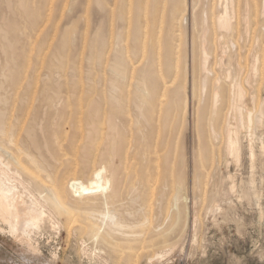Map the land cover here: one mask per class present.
Listing matches in <instances>:
<instances>
[{"label": "rangeland", "instance_id": "374dc122", "mask_svg": "<svg viewBox=\"0 0 264 264\" xmlns=\"http://www.w3.org/2000/svg\"><path fill=\"white\" fill-rule=\"evenodd\" d=\"M142 1L144 2L145 0H142ZM142 1L141 0L139 1L138 0H122V1L121 0H10V1L0 0V18H1L0 19V22H1L0 37L2 35L4 36L0 38V59H1L0 64L4 63L1 66L3 69L0 70V84L3 81V84L6 87L5 91H9L8 94L15 96L16 95L15 93L17 92V96L21 98L23 96H26V97L28 96L27 93H24L21 96L22 91H24L25 89L29 91V89H31L32 87L33 89H31V91L29 92L26 91L30 94L27 97L28 99L26 97L25 99H27L29 102L32 100L30 103L32 104V107L35 106L36 108V109L35 108L32 109L31 106L27 108L26 105L28 104V101L26 100L27 103H25L24 106L25 108L29 109V112L31 113H28V110H25V108L24 109L22 108V110H20V109H17L18 107H16L15 108L16 110H13V114L19 112L22 115V111L25 110L26 114H30V116L25 115L24 114L25 112H24L23 113L24 115L22 116L23 120L21 118V121H23V124H25L24 120L27 119L26 122L28 123H26V127L27 126L29 127L33 120H35L38 124H40L41 128L43 127L41 131L37 129V134H39V131L40 133H42L40 135H37V138L39 137L38 141L41 140L39 141V145H40V142H41L40 146H43L45 141L46 142L49 141L48 145L51 148L50 154L54 157L58 155L60 158L61 157L63 158L62 155H60L59 153L56 154L57 151L52 149V146H50L52 144L50 142L51 141L50 139L55 138V137L58 138L59 136H62V135L64 136V134H66L65 135L66 137L64 139L62 138V140L64 141H66L65 139L67 138L66 142L64 141L62 142L64 146L67 144V142L71 140V138L77 139L78 141L80 140L85 141L84 144L82 145L84 146L86 145V147L92 148V153L95 156H93L92 154L90 155V157L86 159V158H82L81 155H78L76 157L77 153L76 155L75 154L73 155V157H76V159L72 157L73 158L72 162H74V160H77L78 157H81L79 162L81 165V168H80L81 173L82 172L83 173L79 174L77 171L76 173L78 176L76 177L88 179L89 174L87 173H89V171H87L86 165H88V169L91 170V168H93L92 163L95 161V157L98 155L97 156L98 158L96 157V161H95V164H93V166L96 165L100 167L105 163L104 165L105 167L108 168L109 165H112L119 170L118 186H120L121 188L120 187L117 188L119 196H118V199L114 201L116 207H118V209H122L121 206H123L122 210L126 211L128 209L127 206L130 205L129 203H130V197L132 193L135 191V195L137 196H138V193L139 194L141 193L143 195L140 196L142 198L139 197L138 202L140 201L139 204H141V207L143 206V208L139 209L140 205H138L137 203L136 209L137 210L143 209L142 211L143 216L141 217V220H140V217L137 220L139 222L140 221L142 222V220L144 219L143 217H146L147 219L149 217L148 220H151L148 222V225L150 227L147 226V233L144 234L145 229H146L145 227L146 224L142 226L143 229L140 223L137 225L133 224L136 227V229L133 228L134 232H132V229H129L126 231V235H125V236H128V235L131 236L129 241L127 237H126L127 239L125 238L126 241L125 240L123 241L121 239L125 237L124 235H121L123 236L121 238V236H119L120 234H113V236H111L113 237L112 239L110 236H107L106 231L100 232L101 225L97 220L94 221V218L89 219L88 217V220H87L86 215H85V218H83L84 216L82 217L81 215L79 216V214L77 215V213L79 212L77 213L74 212L78 217L76 219L77 222L75 223V221L73 220L74 223L72 224L71 219H73V217L76 218L75 215H73V213H71L73 216L71 214L70 215L66 214L65 216V214H62L60 212L54 213L51 210L47 209L48 217L45 218L40 223L39 228L31 231L30 238L33 239L32 244L34 245V247L37 248V253L33 254L31 251H29L26 244L22 243L21 245V243L15 242L13 239L9 237H5L0 234V264H264V51H262L261 49H258L259 46H261V48L264 47L263 45L264 44V40H263L264 21L262 19L264 18V8L263 7L261 8V6H264V2L262 1L259 2V0H254V3H253L252 2L253 0H251V2L250 1L248 2L249 3L248 5L246 4V0H237V1L234 0L235 2V3L233 2L234 13L231 18V22H233L231 23L233 25L232 26L233 29L230 27L229 29L230 30L232 29L230 32L225 29L222 30L219 24V17L220 15L223 14L226 6H228V8L231 6L232 0H228V1L227 0H215V1L214 0H164V1L162 0V2L159 0H153V1L151 0V3H149L150 0L148 1L146 0L147 2L145 3H143ZM173 1L175 4H173ZM5 3L6 5H4ZM135 3L137 4V6ZM159 3L162 5H160ZM211 3H212V6H211ZM238 3H239V6L237 5ZM144 4L145 5L147 4L146 6V8H148L147 10H144L146 9ZM152 4H154V8ZM253 4H254L253 11L254 13L256 12V14H254L252 11ZM157 5L161 7L158 8ZM244 5H247V6L244 7ZM255 5H257V7H255ZM138 6H140V10ZM142 6L144 7L142 8ZM242 6L244 7V10ZM250 6H252V9ZM213 7L215 8V10ZM150 8L154 9V13H153V10H150ZM155 8H158V10L160 11H157L156 9L157 11L156 12ZM172 8L173 10H171ZM249 8L251 9L252 12L250 11ZM219 9L221 10L220 12H219ZM236 9H237V14L235 11ZM173 11L175 12V14L178 11L180 15H178L177 13L175 17ZM146 12L147 14L150 13L151 15L149 14L147 15ZM229 12H231L230 9H229ZM249 12L250 14H252V16H254V21L251 15L249 18ZM142 13H144L146 17L148 18H145V15L142 16ZM156 13H158V16ZM216 13L219 15H216ZM238 13H239V16H238ZM260 13L262 14L260 15ZM153 15H155L156 18L163 17L164 20H162L163 18L162 19L157 18L156 20H154L155 17ZM171 15L172 17H170ZM152 16H153L152 22L154 21L153 28H152L153 23L152 24L150 23L151 19L149 18ZM241 16H242V19H241ZM169 17L172 19L169 20L170 19ZM244 17H246V19H244ZM180 18L182 19L179 20ZM173 19H177L178 22L177 20H175L176 22L173 21ZM212 19L215 20L216 23H214ZM160 20H162L163 24H161L162 22H160ZM155 21L156 23L160 22L159 24H157V28L158 26L161 25L162 30H160L161 29L160 27L158 28V30L155 28L156 27ZM251 21H253V23H255L256 21V23L253 24ZM16 22H18L17 25H16ZM164 22L168 23V24H165L166 29L165 27H163ZM173 22H175L176 24H172ZM12 23L15 25H13ZM149 23L151 24V26L148 25ZM212 23H214V25ZM248 23L251 25V27L250 25H248ZM257 23L259 24L257 25ZM177 24L178 26L175 27L174 25H177ZM2 25H3V30H5V33L1 29ZM144 25H145V28L142 27ZM146 25L148 26L147 30H146V27H147ZM167 25L170 31H167L169 30L167 29L168 28ZM172 25L175 28H173ZM247 25L249 26V29ZM213 26H217L215 27L216 30H214ZM149 27L151 28L149 29ZM204 28H205V32H204ZM245 28H246V31H245ZM154 29L157 30L156 32H158L156 33L158 36L155 34V36L158 38L154 36V33H155L153 32ZM163 29H164V32H163ZM151 30L153 33L151 32ZM171 30H173L172 31L173 33H171ZM208 30H211L210 34ZM161 31L162 33H160ZM222 31H224L223 34H222ZM167 32L169 35H167ZM18 33L20 34V36ZM138 33H140V36L138 35ZM149 33H152V35L154 36V39L151 38L153 36L149 35ZM211 33H212V37H211L212 40H209ZM244 33L245 34L248 33V35H244ZM145 34H146V38L148 37V39L145 38ZM172 35L174 36V38L171 39ZM220 35L223 39L220 37ZM213 36L215 37L213 38ZM244 36L247 38V40L244 38ZM138 37L142 39L140 40V38ZM205 37H206V40H205ZM241 37L243 38L241 39ZM251 37L253 38V41H251L252 40ZM257 37L259 39L258 42H257ZM144 38L145 40H143ZM213 39L215 40V42L213 41ZM147 40L149 43L147 42ZM135 41L137 44H134ZM142 41H144V44H143L144 46L142 45ZM145 41H146V44H145ZM158 41H160V43ZM204 41H206V44L203 43ZM226 41H227V44H226ZM229 41H231V43ZM9 42H11L12 44L13 43L15 44L11 45V43ZM216 42L217 44H219L220 42L221 43L218 46ZM132 43L134 44V46H132L133 45ZM193 43L195 44L194 48H193ZM243 43H245V45L247 46H245ZM152 44H154V46H152ZM175 44L177 45L175 46ZM1 45H4L5 47L2 46L1 48ZM135 45L137 49L139 47L138 51L136 50ZM174 46H175V49H173ZM144 47L146 50H144ZM202 47H204L203 48L204 52L202 51ZM255 47H256V50H255ZM155 48L158 50L156 51ZM215 48L217 49L216 51L218 53L215 51ZM4 49L7 51H5ZM150 49L152 50L154 49L153 50L154 53L152 50L151 52ZM223 49L226 50L224 51V53L222 52ZM131 52L134 55V58H132L133 55L131 54ZM148 52H150L151 55L148 54ZM257 52L259 53L257 54ZM12 53L15 54L14 57ZM243 53H244V56H243ZM255 53L257 54V56L254 55ZM157 54H158V60L160 59L161 62L157 61L156 59ZM198 54L200 55V58ZM17 55H20V56H18L19 58L16 59ZM127 56L128 58H126ZM135 56L136 58L139 57L137 61H136ZM148 56H150L151 61L148 59ZM5 58H7V61H6L8 62L7 64L4 61ZM53 58L54 60L52 62ZM57 58H58V61H57ZM11 59L12 61L13 59L16 61L12 62ZM127 59H131V60H128L130 62H128ZM198 59H199V62H198ZM207 59L208 60L210 59V60L208 61ZM173 60L175 61L173 62ZM193 60L194 62H196L195 64ZM20 61L21 62L25 61V62L23 63V65H21L22 63H20ZM215 61H216V64H215ZM176 62L178 64H176ZM202 62L204 65H202ZM14 63L17 65H15ZM131 63L132 64L134 63V65L136 66L133 65L134 68H131L132 67ZM172 63H175L176 66L175 64L174 66H172ZM238 63L240 64V66ZM5 64L9 68L8 69L6 67L7 72H8V73L5 72V74L7 75L6 80H4L5 79L3 78L4 74L3 72H1V71L6 70L3 67V65ZM196 64L199 66L201 64V66L198 67ZM19 65H20V68H18ZM195 65L199 69H197ZM157 66H158V71L156 72ZM236 66H237V69H236ZM126 67H129V68H126ZM112 68H116L118 70V75L115 76L111 72ZM178 68L180 70L179 74L176 72L178 71ZM127 69H129V73ZM165 69L166 71L164 72ZM200 69L202 70V72ZM204 69L205 71H203ZM21 71H22V74H21ZM26 71L32 72L30 75L32 77L31 79L32 83L30 81V85H28L29 84L28 79H30V76H28L29 78L28 77L26 78L27 81L24 78L25 76H27L26 73H28ZM193 71L195 72L193 73ZM239 71L242 74V75L240 74L241 77L239 76ZM16 72H18L17 73L18 75H16ZM102 72L104 73V75L102 74ZM107 72L109 74H107ZM160 72L162 73V77L160 75L161 74ZM174 72L177 73L178 75H175ZM198 72H199V75H198ZM61 73L62 75H60ZM153 73L155 74V77L152 78L151 76L152 75L154 76ZM157 73L160 78L158 77ZM182 73H183V76H182ZM226 73H228L229 76ZM40 74L43 76L44 79L48 75L46 78L47 80L45 79V81H43V78L40 77L41 79V82H40V79H38L39 76H41ZM237 74H238V77L240 78V79L238 78L240 83L237 80V77H236ZM11 75L13 76V79L10 85L11 78H12ZM102 75L104 76V78ZM144 75L145 76L147 75V76L145 77ZM197 75L199 76V80H197L198 78L196 79V77H198ZM60 76L61 77L63 76V78L61 79ZM114 76L116 77V81H115ZM127 76L129 78L128 80H126ZM193 76L195 77V79H193ZM34 77H36V79ZM49 77L52 79H50ZM58 77H60L61 80L58 79ZM144 77L146 81L144 80ZM149 77L151 78L149 79ZM183 77H184V80H183ZM48 78L50 79L51 83H49ZM66 78L68 79L71 78L70 82L68 79L66 81ZM171 78L175 81L169 80ZM14 79H15V87L18 86L17 88H19L20 91L17 90V88H16L17 91L15 90V87L13 86ZM103 79H105L107 82H105V80L103 82ZM165 79H167L170 84L168 83V81H165ZM229 79L231 80V83ZM124 80L127 81V83ZM155 80H157L156 82L159 83V84L157 83L158 85H156ZM158 80L161 82H159ZM246 80L248 81V83L246 82ZM5 81H7V83ZM46 81L47 83H45ZM60 81L63 83L65 82L64 83L65 87L63 86V83H61V88L58 87V85H60ZM180 81H181V84H180ZM68 82L69 84H67ZM82 82L83 83L87 82L86 84H84L86 85V87L84 86L85 88H82L83 87ZM93 82H95V85ZM119 82L120 84L118 88L117 85ZM121 82L122 84L126 86L125 87L122 85V88L125 87L124 91L123 89H120ZM148 82L151 88L148 87L149 86ZM202 82L205 84H202ZM75 83H77L76 86H75ZM138 83H143L146 88L147 96L150 95L149 97H147L146 95L144 97L143 95H140V97L142 96L141 98L143 102H140L141 99L137 96V94L135 96L136 86ZM154 83H155V87H154ZM196 83H199V84L196 85ZM242 83H244V85ZM45 84L49 86L51 85V89H53V87L54 89L49 90L50 87L47 85H46L47 86L46 88L48 89L44 88L43 85L45 86ZM89 84H91L90 86L93 87V89L88 88ZM130 84H133V85L131 86ZM164 84L165 86L163 87ZM194 84L197 86L195 89H193V87L195 86ZM227 84L228 86L230 84V86L228 87ZM21 85L24 87H22ZM78 85L79 86L81 85L82 87L78 88L79 87ZM105 85H106V88H105ZM128 85L132 87V88L130 87L132 89V92L133 91L135 92V93L133 92L134 93L133 95ZM161 85L162 87H160ZM166 85L168 86V88H170V91H169L170 93L166 91L167 90ZM177 85H179V87ZM62 86L64 89L65 88L67 89L66 90L67 92H69L68 96H67V92L62 88ZM72 86H73V89H72ZM226 86L230 90V94ZM40 87H41V91L43 90L44 92H39ZM198 87H199V90H198ZM223 87L224 89L226 88L227 90L226 89L224 90ZM37 88H38L39 94H36L37 91H35L34 93V90ZM86 88L87 90L89 89V91L85 90ZM99 88H100L99 90L100 94L102 93L103 94L105 93L104 95L109 94L108 97L107 96L105 97L106 98L105 100L103 99L104 97L103 98L101 97L100 99L99 97L100 94L97 91ZM112 88L116 89L115 96L120 101L117 104L110 105V103H108L107 100L110 99L109 96H111ZM128 88L130 90H128ZM238 88H241L243 90L242 99H241L240 104L243 107L242 119H244L243 120L244 125L243 127L238 129V133H239L238 139H239V149H240L239 151L240 152L238 156H235L231 152L227 151V147H226L227 140L226 139H227V134H228L229 129L230 128H232L233 130L235 129V127H233L235 126L234 125V122H235L234 118L236 116L235 108H236V105L238 104L236 103V100H235L237 99L236 97L237 94H235L237 90L235 89H238ZM79 89H81V91H79ZM105 89L108 90V93L107 91H105ZM204 89H205V92H204ZM221 89L223 90L222 92H221ZM12 90H14L13 91L14 94H11L13 93ZM61 90L63 93L61 92L59 94ZM75 90L76 91L78 90V94ZM159 90L162 91L164 94L161 93ZM57 91H58L57 93L58 95H56ZM86 91L87 93L90 92V95H87ZM95 91L98 94V96H96ZM31 92H33L35 96H37L35 102H33L35 100L34 98L35 96ZM50 92H52L53 94ZM226 92H228V94L230 95L229 97ZM47 94H51V95H49V98L47 100L46 98L43 100L44 98L43 95H45V97H48ZM103 94L100 96H104ZM123 94L127 95L128 98H126V96L124 98ZM69 95L71 97H69ZM82 95L85 98H83ZM156 96L159 97V100H158V97ZM31 97L33 98L31 99ZM39 97L40 98L42 97V101L41 99L39 101ZM155 97L157 99L156 101L158 102L157 108L159 109H157L156 107H153ZM212 97H213V100H212ZM77 98H78V101H76ZM137 98L139 102L136 101ZM152 98H153V101H152ZM217 98L219 99L217 100ZM81 99H86V100L82 102L83 100ZM229 99L230 101H228ZM67 100H68V103H67ZM51 101L53 104L51 103ZM87 101H89L88 104L86 103ZM104 101H105L104 104L106 105V107L105 105L102 104ZM124 101H127V103H125ZM160 101H161V104H160L161 106H159ZM162 101H163V104H162ZM233 101H235V103H233ZM38 102H40V104L42 103L39 109L40 114L37 111L38 110L37 107L40 104L38 106L33 105V103L38 104ZM47 102H49V104H45ZM79 102H80V105L79 107L77 105L78 107L77 109V107H75L74 105H76V103H79ZM137 103H140V104H137ZM68 104L70 105L72 104V106H70L69 108ZM245 104L247 107L245 106ZM53 105L55 106V108L59 106V110L57 107V110L59 112H56V109L54 108ZM84 105H86V109ZM162 105L164 106L162 107ZM80 106L81 108L82 107L83 108L81 109ZM102 106L105 108H103ZM125 106H128V107H125ZM10 107H13V106H10ZM41 107L42 108L44 107L43 108L44 113L42 114V116H41L42 111H40ZM109 107H110V110H109ZM123 108H126V109L123 110ZM129 108H131V111H129L128 113ZM154 108H156L155 110L156 112H154V115H153L152 111L154 110ZM12 109H14V107ZM48 109L51 113L50 117H48L49 116V113L47 112ZM67 109H70L69 111L71 113L68 111L66 113L65 111ZM83 109L85 110L83 111ZM61 110L63 113L61 112ZM125 110L127 113L125 112ZM157 110L158 111L160 110V113L162 111L163 112L165 111V112L162 113V116H161V114L157 112ZM36 111L38 114H36ZM82 111L84 112V114L82 113ZM100 111H103L102 112L103 114ZM135 111H136V114H135ZM32 112H33V115H32ZM46 112L48 113L47 117H46V114H47ZM53 112H55V116ZM99 112L103 116L100 115ZM105 112L107 115L106 114L104 115ZM130 112L132 113L130 114ZM249 112L250 113L252 112L251 123H248L247 113ZM80 113H82L84 117H82V114L80 115ZM123 113L129 114L131 117L127 115L128 117L127 118L125 114V117H126L125 118ZM34 114L36 115V117L34 116ZM159 114L160 116H158ZM134 115L137 117L138 122L136 121L137 119L135 120L136 117H134ZM152 115L154 119L153 117H151ZM24 116H25V119H24ZM63 116L64 118L65 117L67 118L63 119ZM70 116L71 118H69ZM96 116L98 117V119ZM30 117L31 119H29ZM61 117H62V121H61ZM77 117L80 118V120L83 118L82 119L83 124H82V120H81V124H80V120L78 122ZM87 117H88L89 122L87 120ZM102 117H104V120ZM133 117H134V120H133ZM59 118L61 122L59 121ZM68 118L70 120L69 129L66 128L65 126L67 121H69ZM120 118L122 120L124 118V121L125 120L126 121L124 122ZM130 119L131 121H136V122H130ZM46 120L47 122L49 121L50 124L49 122L46 123ZM54 120H56V122H54ZM58 121L60 122V124L58 123ZM72 121L74 124L72 123ZM76 121L78 122V124H80V126L77 124ZM86 121L88 122V124ZM100 122L102 123L105 122V123L102 124ZM126 122L128 123L130 122L131 124L127 125ZM147 122L149 125L147 124ZM135 123H138L137 128H135L136 127ZM104 124H107V127L105 125L103 129L102 125ZM45 125H47V127H45ZM66 125H68V123ZM132 126H134V128L130 129V127ZM57 127H58V130H57ZM60 127L62 130L60 129ZM73 127L75 130L73 131V134H72L71 130H73ZM124 127L127 129H125ZM211 127H214V129ZM49 128L51 129L52 134ZM65 128L68 129L69 132L66 131ZM154 128L155 130L157 129L156 130L157 131L156 133H158V135L156 134L157 136L155 135V131L153 130ZM83 129L85 130L88 129V130L87 132L84 131V134H83L82 133ZM129 129H130L129 132L135 129L133 132H134V139L136 141L132 138L133 132L130 133V135H129V132H127ZM136 130L138 132H136ZM140 130L143 135L140 134L139 132ZM98 131L99 132L103 131V132L102 134L101 132L97 134ZM55 132L57 134L60 133L61 135L57 136ZM66 132L68 133V136ZM48 133H49V136H48ZM87 133L89 135H87ZM153 133H154V136H152ZM216 133L217 135H215ZM44 134L47 135V138L46 136H44ZM84 135H86V137ZM102 135L104 136L103 139H101ZM136 135L137 137H135ZM78 136L79 138H77ZM87 136H88V140H87ZM140 136L144 137L143 141H142V137L140 140L142 141L141 142L142 146H141L139 139H138L139 142L137 141V138H139ZM158 136H159V140H157ZM107 138H108V142L106 141ZM127 138L128 140L130 138L129 143H128L129 145L127 144L128 141L125 142ZM154 138L156 139L157 143L160 142V145L157 144V146H154V144L156 145V141L153 140ZM60 139L61 138L58 139L59 142L62 141ZM91 139L93 140L92 142L90 141ZM53 140H54L53 143H55V140L57 139L55 138ZM118 140H119V144H117ZM132 140L134 144L133 143L131 144ZM42 141L44 143H42ZM99 142L101 144L99 147L100 150L99 148H97V146L99 145ZM136 142L138 143V145L141 146L138 149H135L137 145ZM150 143L155 148L154 149L150 145L153 152H150L151 149L148 148ZM206 143L208 144L209 147L210 146L211 147L209 148L207 146L208 148L207 149ZM125 144L128 147L125 146ZM162 145L165 149L164 150L165 153L167 154H164L163 147H160ZM129 146H130V150H129ZM132 146L134 147V151H132L133 150ZM125 147L128 148L129 152L127 151ZM64 148L66 149V146ZM96 148L99 150L98 152ZM138 151H140V153ZM95 152L97 154H95ZM127 153H130L129 154L130 156L127 155ZM134 153L136 155L139 153L138 154L139 157L137 158H139V161L141 164V165L138 164L139 166L136 170H135L136 164L139 161L138 159L135 158L136 155H134ZM163 155H166V160L161 159L163 158ZM45 156L50 157L49 153H45ZM58 156H57L58 161H60L61 159H59ZM131 156H134L132 157V159L135 158V160H133L134 163L129 161ZM127 157H128L129 162L126 161ZM144 157L147 158V160ZM116 158H117V161H116ZM151 158L153 162H151ZM154 158L158 159V165L160 166L161 171L159 170V168L158 170L161 174L157 170V161H156L157 159L155 160ZM132 159L130 160L132 161ZM88 160L90 161L88 162ZM92 160L94 161L92 162ZM144 161L145 163L143 165L142 163ZM163 161L165 162L166 167ZM57 162H54L53 165L55 168L59 167L60 169H56L58 171L57 172L54 171L55 172L53 173L54 175L56 174V176L58 175L60 177H63V175L65 174L64 177H66V174L68 173L69 175V176L67 175L68 177H72L73 175L75 176V173H74L75 171L73 172L72 170V165L74 164H71V167L69 168L71 162L66 163L65 158H63L60 161V163L59 162L57 163ZM62 162L64 163V165L65 163L66 165L69 164L68 167L63 166ZM122 162L123 164H126L125 165L126 167L122 164ZM83 163H85L86 165ZM131 163L133 164L132 167H131L132 165ZM149 163H150L149 169L144 170L145 167L149 165ZM142 165L144 168L142 167ZM139 167L143 168V171H144L140 173L142 175L141 178L143 179V180L141 179L140 186L143 185L142 187L143 188L145 187L144 189L141 188L139 184H138V189H137V184L134 185L140 179L139 177L140 174L138 171L139 170L141 171L142 169H140ZM150 167H152V170H151L152 172L149 171ZM161 167H164V168H161ZM67 168L71 169L72 171L68 170ZM163 169L164 170L166 169V170L164 171ZM61 170L63 171L62 175H60L62 173ZM66 170L67 172H65ZM132 170L134 171V173ZM153 170L155 171V173ZM68 171L71 172L70 173L71 175L73 172V175L71 176ZM125 171H127L126 172L127 174L125 173ZM146 172H148V174ZM163 172L166 174H164ZM132 173L134 175L135 173H137L138 175L134 177ZM157 173L160 176L161 175L164 176L167 180L162 176L157 178V176H159L157 175ZM44 175L46 174H43L42 179H44ZM155 175L157 179L155 178ZM23 176H24V179L26 180L27 177L25 175ZM126 176H128V178H126ZM149 176L151 177V180ZM153 176L155 180L152 178ZM133 178H134L133 180L134 184H132L133 181L132 183H130L131 179ZM147 178L148 180H150L151 184H153V180L155 181L153 186L151 184L149 186L154 187L155 184H157L156 190L155 188L150 189V187H148L149 182L148 183L145 182L147 181ZM128 180H130V182ZM156 180L158 183H156ZM164 180L167 181L165 184H164L165 182ZM45 181H46L45 183L48 184V180H45ZM142 182H145V183L142 184ZM50 184L51 185L49 184L48 185L52 186L51 182ZM131 184L133 186V189L130 188ZM128 186L130 189H127ZM33 189L36 194L37 192L34 186H33ZM64 189H67V186H64ZM123 190H124V193H123ZM159 190L161 191L163 190L162 192L163 194ZM127 191H129V193ZM126 192L128 194H126ZM158 192L160 193L158 194ZM178 192H179V196H182V197L185 196V197H183L184 201H182L181 199V201L179 202L180 205L177 209L174 203H175L176 195L178 196ZM160 194L162 196L161 198L159 197ZM121 195L123 198L121 197ZM145 195H146V198H145ZM124 197L129 203L127 201H124L125 200ZM159 199L162 201L163 205L161 204V202L158 201ZM142 200L144 201V203H142L143 202ZM117 201L119 202L118 204H117ZM183 205H185L188 208L189 216H188L187 228L185 229L183 233H180L181 234L180 235L176 229V226L174 225H176L175 223H176L177 212L180 208H182ZM145 212H148V213H145ZM50 216H53L56 220H58L59 226L52 225L51 218L53 217L50 218ZM173 216L175 217L174 219H173ZM66 218L68 220L69 219L71 220V221L69 220V224H71V226L66 225V221H68ZM79 220L80 222H78ZM96 225L97 227H95ZM85 229H87L86 232H85ZM154 230L155 231L157 230V231L154 232ZM95 231L98 232L99 237L96 236L97 234ZM138 231H139L140 236H137ZM140 232H142L143 235H145L146 237L143 236V238H141L142 235ZM150 233L152 234L154 233V234L150 235ZM178 234H179V237L177 236ZM133 235H135L134 237H137V238L133 239L132 238ZM95 237H96V240H98V242H96V240L94 239ZM102 237L106 239L108 242H111V244L109 245L107 243H104L102 240ZM138 238L141 240V242ZM149 238L151 239L149 240ZM115 241L117 242L116 246L118 248L114 246ZM161 243L163 244V246ZM148 244H149V247H148ZM158 244H159V247L157 246ZM112 246H114L115 248ZM138 248H140L141 251ZM144 249L146 250L148 249L149 252ZM161 250L163 251L164 255L163 254L162 256L160 255V258H161L160 259L158 258L159 257L158 255H154V254H156V252L161 251ZM130 256H132V258ZM150 259L151 260L153 259V262Z\"/></svg>", "mask_w": 264, "mask_h": 264}, {"label": "bare ground", "instance_id": "6f19581e", "mask_svg": "<svg viewBox=\"0 0 264 264\" xmlns=\"http://www.w3.org/2000/svg\"><path fill=\"white\" fill-rule=\"evenodd\" d=\"M10 1V0H9ZM122 1V0H121ZM139 1V0H138ZM142 1V0H141ZM148 1V0H147ZM146 0L143 2V3H145V2H147ZM153 1V0H152ZM159 1H161L162 2V0H159ZM164 1V0H163ZM215 1V0H214ZM228 1V0H227ZM237 1V0H236ZM251 2V0H246V4H248L249 5V3L248 2ZM260 1H262V2H264L263 0H259V2ZM54 2V1H53ZM157 2V1H156ZM155 2V3H156ZM213 2V1H212ZM233 2H234V0H232L231 1V6L228 8V6H226L225 7V10H224V12H223V14L222 15H220V17H219V24H220V26H221V28H222V30L223 29H225V30H227V31H230L231 32V30L233 29L232 28V24L231 23H233V22H231V18H232V16H233V13H234V6H233ZM253 3H254V0L252 1ZM149 3H151V0L149 1ZM153 3V2H152ZM165 3V2H164ZM176 3H178V2H176ZM235 3V2H234ZM237 3V2H236ZM136 4V3H135ZM140 4H141V2H140ZM158 4V3H157ZM160 4V3H159ZM167 4V3H166ZM173 4H175L174 3V1H173ZM251 4V3H250ZM262 4V3H261ZM4 5H6V3L4 4ZM153 5V8H154V4H152ZM160 5H162V4H160ZM221 5V4H220ZM226 5H227V3H226ZM235 5V4H234ZM238 6H239V3L237 4ZM236 5V6H237ZM258 5H259V3H258ZM263 5V4H262ZM123 6V5H122ZM136 6H137V4H136ZM135 6V7H136ZM144 6H145V8H146V6H147V4L145 5L144 4ZM144 6H142V8L144 7ZM150 6V5H149ZM158 6V5H157ZM211 6H212V3H211ZM215 6V5H214ZM235 6V7H236ZM245 6H247V5H244V7ZM252 6H253V9H252ZM252 6H250L251 7V9H252V11L254 10V4L252 5ZM151 7V6H150ZM159 7H161V6H158V8ZM243 7V6H242ZM244 7H243V10H244ZM255 7H257V5H255ZM264 8V6H261V8ZM6 8V7H5ZM122 8V7H121ZM138 8H139V10H140V6H138ZM158 8H155V11H156V9H157V11H160V10H158ZM177 8V7H176ZM183 8V7H182ZM212 8V7H211ZM214 8V7H213ZM219 8H220V6H219ZM248 8V7H247ZM148 8H146V9H144V10H147ZM218 9V8H217ZM224 9V8H223ZM229 9L231 10V12H229ZM238 9H239V7H238ZM250 9V8H249ZM251 9H250V11H251ZM143 10V9H142ZM150 10H153V13H154V9H151L150 8ZM149 10V11H150ZM171 10H173V8L171 9ZM170 10V11H171ZM178 10V9H177ZM213 10V9H212ZM214 10H215V8H214ZM213 10V11H214ZM248 10V9H247ZM246 10V11H247ZM4 11V10H3ZM3 11H1V12H3ZM125 11V10H124ZM156 11V12H157ZM176 11V10H175ZM210 11V10H209ZM221 10L219 9V12H220ZM236 11V14H237V9L235 10ZM251 11V12H252ZM256 11H258V10H256ZM16 12V11H15ZM142 12H144V11H142ZM152 12V11H151ZM174 12V11H173ZM218 12V13H219ZM152 13V14H153ZM159 13V12H158ZM158 13H156L157 14V16H158ZM169 13H171V12H169ZM178 13V11L176 12V14ZM240 13V12H239ZM239 13H238V16H239ZM253 13H254V11H253ZM146 14H147V12H146ZM149 15H151L150 13H148ZM147 14V15H148ZM161 14V13H160ZM175 14V12H174V16L176 15ZM183 14V13H182ZM209 14V13H208ZM235 14V15H236ZM254 14H256V12L254 13ZM262 13H260V15H261ZM141 15V14H140ZM145 14L144 13H142V16H144ZM162 15V14H161ZM160 15V16H161ZM172 15H173V13H172ZM172 15L170 16V17H172ZM178 15H180V13H178ZM216 15H219V14H217L216 13ZM242 15V14H241ZM250 15L252 16V14H250V12H249V18H250ZM12 16V15H11ZM155 18H154V20H156L157 18L158 19H162V18H159V17H157L156 18V16L155 15H153ZM153 16L152 17H149L150 19H151V24H152V28L154 27V21L152 22V18H153ZM163 16V15H162ZM169 16V15H168ZM183 16V15H182ZM214 16H215V14H214ZM169 17V18H170ZM176 17V16H175ZM236 17V16H235ZM248 17V16H247ZM258 17V16H257ZM14 18V17H13ZM142 18V17H141ZM145 18H148V17H146V15H145ZM174 18V17H173ZM252 18H253V21H254V16H252ZM1 19V18H0ZM172 18H170L169 20H171ZM182 18H180L179 20H181ZM213 19H214V17H213ZM212 19V20H213ZM241 19H242V16H241ZM244 19H246V17H244ZM258 19V18H257ZM263 19V21H264V18H262ZM147 20V19H146ZM162 20H164V18L162 19ZM162 20H160V22H162ZM169 20H168V22H169ZM175 20H177V19H173V21H175ZM214 21V23H216L215 22V20H213ZM244 21V20H243ZM248 21V20H247ZM253 21H251L252 23H253ZM258 21V20H257ZM144 22V21H143ZM157 22H159V21H157ZM159 22V23H160ZM176 22V21H175ZM175 22H173L172 24H176ZM177 22H178V20H177ZM250 22V23H251ZM260 22H261V20H260ZM36 23V22H35ZM148 24V25H150L151 26V24ZM159 23H156V21H155V24H156V29L158 30V28L160 27H162L161 25L160 26H158V28H157V24H159ZM179 23H180V21H179ZM178 23V24H179ZM214 23H212L213 25H214ZM255 23H256V21H255ZM255 23H253V24H255ZM0 24H1V22H0ZM13 24V23H12ZM18 24V22H16V25ZM147 24V23H146ZM161 24H163V22L161 23ZM165 24H168L167 22H164V25H163V27H165V29H166V26H165ZM178 24L177 25H174L175 27H177L178 26ZM244 24V23H243ZM259 23H257V25H258ZM13 25H15V24H13ZM35 25V24H34ZM170 25V24H169ZM206 25V24H205ZM216 25V24H215ZM242 25V24H241ZM245 25H246V23H245ZM248 25H250L249 23H248ZM247 25V26H248ZM33 26V25H32ZM134 26H135V24H134ZM147 26V25H146ZM244 26V25H243ZM142 27H144L145 28V25L144 26H142ZM167 27H168V25H167ZM172 27H173V25H172ZM175 27H173V28H175ZM214 27V30H216L215 29V27H217V26H213ZM232 28L231 30L229 29V28ZM250 27H251V25H250ZM147 28H148V26L146 27V30H147ZM151 27H149V29H150ZM209 28H210V26H209ZM2 30H3V25H2V28H1ZM148 29V30H149ZM167 29H169V27L167 28ZM212 29V28H211ZM229 29V30H228ZM248 29H249V26H248ZM157 30H153V32H155L154 33V36H155V34L156 33H158V32H156ZM160 30H162V28L160 29ZM174 30V29H173ZM173 30H171V33H173L172 31ZM207 30V29H206ZM250 30H251V28H250ZM167 31H170V29L169 30H167ZM209 31V34H210V32H211V30H208ZM245 31H246V28H245ZM244 31V32H245ZM3 32L5 33V30H3ZM2 32V33H3ZM6 32H8V31H6ZM141 32V31H140ZM148 32H150V31H148ZM151 32H152V30H151ZM152 32V33H153ZM163 32H164V29H163ZM204 32H205V28H204ZM203 32V33H204ZM213 32V31H212ZM249 32V31H248ZM1 33V34H2ZM144 33H145V31H144ZM152 33H149V35H151V36H153L152 35ZM160 33H162V31L160 32ZM177 33H178V31H177ZM207 33V32H206ZM216 33V32H215ZM218 33V32H217ZM224 33V31H222V34ZM246 33V32H245ZM244 33V35H248V33L247 34H245ZM19 34V33H18ZM228 34V33H227ZM138 35L140 36V33H138ZM148 35V36H149ZM157 35V34H156ZM160 35V34H159ZM167 35H169L168 34V32H167ZM205 35V34H204ZM219 35V34H218ZM243 35V34H242ZM250 35V34H249ZM257 35V34H256ZM16 36V35H15ZM19 36H20V34H19ZM154 36L153 37H151L152 39H154ZM158 36V35H157ZM171 36V35H170ZM177 36H178V34H177ZM176 36V37H177ZM209 36V35H208ZM251 36V35H250ZM249 36V37H250ZM2 37H4L3 35L0 37V38H2ZM156 37V36H155ZM175 37V38H176ZM211 37H212V33H211V35H210V39H209V37H208V39L209 40H212L211 39ZM215 36H213V38H214ZM218 37V36H217ZM220 37H221V35H220ZM237 37H239V36H237ZM256 37V36H255ZM254 37V38H255ZM12 38V37H11ZM129 38V37H128ZM138 38H140V37H138ZM138 38H136V39H138ZM145 38H146V34H145ZM145 38L143 39V40H145ZM156 38H158V37H156ZM172 38H174V36L172 35V37H171V39ZM222 38V37H221ZM243 37H241V39H242ZM244 38L247 40V38L244 36ZM252 38V37H251ZM250 38V39H251ZM133 39V38H132ZM142 38H140V40H141ZM146 39H148V37L146 38ZM151 39V40H152ZM207 39V40H208ZM218 39V38H217ZM223 39V38H222ZM240 39V40H241ZM260 39H261V37H260ZM159 40V39H158ZM205 40H206V37H205ZM256 40V39H255ZM258 37H257V42H258ZM263 40H264V38H263ZM125 41V40H124ZM177 41V40H176ZM213 41L215 42V40L213 39ZM221 41V40H220ZM251 41H253V38H252V40ZM260 41H262V40H260ZM260 41H259V43H260ZM13 42V41H12ZM15 42V41H14ZM132 42V41H131ZM130 42V43H131ZM133 42H134V40H133ZM138 42V41H137ZM147 42H148V40H147ZM152 42V41H151ZM151 42H150V44H151ZM159 43H160V41H158ZM158 42H156V43H158ZM170 42V41H169ZM222 42V41H221ZM220 42V43H221ZM230 43H231V41H229ZM245 42V41H244ZM3 43V42H2ZM9 43H11V42H9ZM8 43V44H9ZM37 43V42H36ZM149 43V42H148ZM153 43H154V41H153ZM195 43V42H194ZM193 43V48H194V46H195V44ZM203 43H205L206 44V41H204ZM209 43V42H208ZM211 43H212V41H211ZM219 43V44H220ZM246 43V42H245ZM245 43H243L244 45H245ZM255 43V42H254ZM254 43H253V45H254ZM263 43V42H262ZM5 44V43H4ZM13 44H15V43H13ZM12 43H11V45H13ZM133 44V43H132ZM134 44H137L136 43V41H135V43ZM134 44L132 45V46H134ZM144 44V41H142V45ZM145 44H146V41H145ZM149 44V45H150ZM216 44H217V42H216ZM219 44H217L218 46H219ZM226 44H227V41H226ZM233 44V43H232ZM148 45V44H147ZM177 44H175V46H176ZM217 45H216V47H217ZM234 45V44H233ZM258 45V44H257ZM264 45V44H263ZM262 45V46H263ZM2 46H4V45H1V48H2ZM7 46V45H6ZM108 46V45H107ZM139 46V45H138ZM144 46V45H143ZM152 46H154V44H152ZM155 46H156V44H155ZM175 46H174V48L173 49H175ZM201 46V45H200ZM213 46V45H212ZM222 46V45H221ZM226 46V45H225ZM240 46V45H239ZM245 46H247V45H245ZM5 47V46H4ZM121 47V46H120ZM135 47H136V45H135ZM204 47H205V45H204ZM204 47H202V51L204 52V50H203V48ZM233 47V46H232ZM153 48V47H152ZM158 48V47H157ZM209 48V47H208ZM224 48V47H223ZM263 48L264 47H262L261 48V46H259L258 47V49H261L262 51H264L263 50ZM133 49V48H132ZM156 49V48H155ZM178 49V48H177ZM220 49V48H219ZM243 49H244V47H243ZM5 50V49H4ZM136 50L138 51L139 50V47H138V49H137V47H136ZM144 50H146L145 49V47H144ZM152 49H150V51H151ZM154 50V49H153ZM152 50V51H153ZM158 49H156V51H157ZM161 50V49H160ZM217 49L215 48V51H216ZM227 50H228V48H227ZM230 50V49H229ZM239 50V49H238ZM255 50H256V47H255ZM5 51H7V50H5ZM4 51V52H5ZM11 51V50H10ZM19 51H20V49H19ZM151 51V52H152ZM201 51V50H200ZM224 51H226V50H222V52L224 53ZM240 51H241V49H240ZM249 51H250V49H249ZM18 52V51H17ZM132 52H134V51H132ZM132 52H131V54H132ZM140 52V51H139ZM217 52V51H216ZM220 52H221V50H220ZM8 53V52H7ZM24 53V52H23ZM136 53V52H135ZM134 53V54H135ZM145 53V52H144ZM153 53H154V51H153ZM193 53H194V51H193ZM212 53H213V51H212ZM218 53V52H217ZM248 53V52H247ZM259 52H257V54H258ZM13 54V57L15 56V54L14 53H12ZM140 54V53H139ZM148 54H150L151 55V53L150 52H148ZM159 54V53H158ZM158 54H157V61L158 62H161L160 61V59L158 60ZM173 54H175V53H173ZM227 54V53H226ZM225 54V55H226ZM237 54V53H236ZM253 54V53H252ZM257 54L255 53L254 55H256L257 56ZM5 55V54H4ZM23 55V54H22ZM133 55V54H132ZM131 55V56H132ZM199 55V54H198ZM200 55H201V53H200ZM200 55H199V58H200ZM204 55V54H203ZM218 55V54H217ZM7 56V55H6ZM5 56V57H6ZM18 56H20V55H17V57H16V59L17 58H19ZM129 56V55H128ZM128 56L126 57V58H128ZM160 56V55H159ZM208 56V55H207ZM223 56V55H222ZM242 56V55H241ZM243 56H244V53H243ZM8 57V56H7ZM180 57V56H179ZM209 57V56H208ZM211 57V56H210ZM220 57V56H219ZM239 57V56H238ZM124 58V57H123ZM131 58V57H130ZM132 58H134V55L132 56ZM135 58H136V56H135ZM139 58V57H138ZM138 58H136V61H137V59ZM144 58V57H143ZM176 58V57H175ZM174 58V59H175ZM207 58V57H206ZM9 59H10V57H9ZM148 59L150 60V56H148ZM152 59V58H151ZM155 59V58H154ZM153 59V60H154ZM179 59V58H178ZM216 59V58H215ZM253 59V58H252ZM257 59V58H256ZM259 59H260V57H259ZM1 60V59H0ZM50 60V59H49ZM53 60H54V58L52 59V62H53ZM59 60H61V59H59ZM128 60H131V59H127V61ZM133 60V59H132ZM201 60V59H200ZM208 60V59H207ZM210 60V59H209ZM208 60V61H209ZM245 60V59H244ZM243 60V61H244ZM255 60V59H254ZM4 61H5V63L7 64L8 62H6L7 61V58H5L4 59ZM11 61H12V59H11ZM13 61L15 62L16 60H14L13 59ZM12 61V62H13ZM57 61H58V58H57ZM148 61V60H147ZM151 61V60H150ZM175 60H173V62H174ZM202 61V60H201ZM25 61H23V62H21L20 61V63H22L21 65H23V63H24ZM45 62V61H44ZM121 62V61H120ZM128 62H130V61H128ZM133 62V61H132ZM158 62H156V63H158ZM193 62H194V60H193ZM198 62H199V59H198ZM212 62V61H211ZM239 62V61H238ZM259 62V61H258ZM262 62H263V60H262ZM0 63H1V61H0ZM17 63V62H16ZM19 63V64H20ZM29 63V62H28ZM151 63V62H150ZM149 63V64H150ZM196 62H194V64H195ZM240 63H241V61H240ZM2 64H4V63H2ZM2 64H0V70L1 69H3L1 66H2ZM3 65V67L6 69V67L8 68V66L7 65ZM15 64V63H14ZM53 64V63H52ZM132 64V63H131ZM148 64V65H149ZM155 64V63H154ZM174 64L175 63H172V66H174ZM176 64H178L177 62H176ZM176 64H175V66H176ZM182 64V63H181ZM215 64H216V61H215ZM214 64V65H215ZM239 64V63H238ZM15 65H17V64H15ZM14 65V66H15ZM128 65H129V63H128ZM133 65H134V63L132 64V67H131V65H130V67L131 68H134L133 67ZM158 65V64H157ZM197 65V64H196ZM195 65V66H196ZM202 65H204L203 64V62H202ZM206 65H207V63H206ZM214 65H213V67H214ZM10 66V65H9ZM31 66V65H30ZM127 66V65H126ZM134 66H136V65H134ZM159 66V65H158ZM158 66H157V70H156V72L158 71ZM198 67H200L201 66V64H200V66L199 65H197ZM196 66V67H197ZM212 66V65H211ZM239 66H240V64H239ZM242 66V65H241ZM16 67V66H15ZM155 67H156V65H155ZM197 67V69H199ZM18 68H20V65H19V67ZM126 68H129V67H126ZM180 68H181V66H180ZM183 68V67H182ZM242 68V67H241ZM241 68H239V69H241ZM258 68H259V66H258ZM9 69V68H8ZM34 69V68H33ZM146 69V68H145ZM155 69V68H154ZM195 69V68H194ZM193 69V70H194ZM236 69H237V66H236ZM30 70H32V69H30ZM109 70H110V68H109ZM128 70V73H129V69H127ZM131 70V69H130ZM168 70V69H167ZM169 70H170V68H169ZM201 70V69H200ZM20 71V70H19ZM121 71V70H120ZM134 71V70H133ZM151 71V70H150ZM166 71V69L164 70V72ZM175 71V70H174ZM179 68H178V71H176L178 74H179ZM182 71H184V70H182ZM181 71V72H182ZM203 71H205V69L203 70ZM232 71V70H231ZM1 72H3V78H5L4 80H6V78H7V75L5 74V72H7V69L5 70V71H1ZM9 72H10V70H9ZM26 72H28V71H26ZM111 72L116 76V75H118V70L116 69V68H112L111 69ZM161 72H163V71H161ZM160 72V73H161ZM195 71H193V73H194ZM201 72H202V70H201ZM213 72V71H212ZM8 73V72H7ZM18 72H16V75H18L17 74ZM28 73H30V74H28ZM28 73H26L27 74V76H25L24 78H25V80H26V78L28 77V76H30L31 75V73L32 72H28ZM35 73V72H34ZM38 73V72H37ZM58 73V72H57ZM60 73V72H59ZM105 73H106V71H105ZM138 73V72H137ZM149 73V72H148ZM159 73V74H160ZM175 73V72H174ZM177 73H175V75H178ZM243 73V72H242ZM250 73V72H249ZM21 74H22V71H21ZM24 74V73H23ZM46 74V73H45ZM55 74V73H54ZM102 74L104 75V73L102 72ZM107 74H109L108 72H107ZM147 74V73H146ZM154 74V73H153ZM164 74V73H163ZM168 74V73H167ZM202 74V73H201ZM204 74V73H203ZM228 76H229V74L228 73H226ZM240 74H241V72L239 71V76H240ZM13 75V74H12ZM11 75V82H10V85H11V83H12V79H13V76ZM34 75V74H33ZM41 75V74H40ZM60 75H62V73L60 74ZM100 75V74H99ZM102 75V76H103ZM128 75V74H127ZM142 75V74H141ZM148 75V74H147ZM146 75V76H147ZM157 75H158V73H157ZM161 75V77H162V73L160 74ZM181 75V74H180ZM198 75H199V72H198ZM197 75V76H198ZM207 75V74H206ZM242 75V74H241ZM245 75H246V73H245ZM35 76V75H34ZM39 76V75H38ZM48 76V75H47ZM47 76L45 77V75H44V77H45V79L47 78ZM52 76H53V74H52ZM63 76H64V74H63ZM63 76L61 77V79L63 78ZM70 76V75H69ZM77 76V75H76ZM108 76V75H107ZM107 76H105V77H107ZM112 76V75H111ZM114 76V77H115ZM120 76V75H119ZM145 76V75H144ZM145 76V77H146ZM166 76V75H165ZM169 76V75H168ZM167 76V77H168ZM174 76V75H173ZM182 76H183V73H182ZM194 76H195V74H194ZM193 76V79H195V77ZM201 76V75H200ZM228 76H227V78H228ZM231 76V75H230ZM17 77V76H16ZM15 77V78H16ZM19 77V76H18ZM40 77L41 78H43V76L41 75V76H39V78L38 79H40ZM55 77H56V75H55ZM55 77H54V79H55ZM60 77H58V79H60ZM66 77V76H65ZM67 77H68V75H67ZM145 77H144V80H145ZM152 78L153 77H155V74H154V76L152 75L151 76ZM151 77H149V79L151 78ZM158 77H159V75H158ZM171 77V76H170ZM175 77V76H174ZM173 77V78H174ZM224 77V76H223ZM225 77H226V75H225ZM237 80H238V74H237ZM241 77V76H240ZM2 78V77H1ZM29 78V77H28ZM35 79H36V77H34ZM50 78V77H49ZM48 78V80H49V83H51L50 82V79H52V78H50L49 79ZM86 78V77H85ZM102 78V77H101ZM103 78H104V76H103ZM126 78V77H125ZM138 78V77H137ZM160 78V77H159ZM164 78V77H163ZM180 78H182V77H180ZM198 78V79H197ZM249 78V77H248ZM21 79V78H20ZM31 79H32V77L30 76V79H28L29 80V84L28 85H30V81H31ZM45 79L43 78V81H45ZM60 79V80H61ZM67 79L68 78H66V81H67ZM71 79V78H70ZM70 79H68L69 80V82H70ZM77 79V78H76ZM91 79V78H90ZM118 79V78H117ZM129 78H128V76H127V78H126V80H128ZM168 79V78H167ZM167 79H165V81H168ZM175 79V78H174ZM196 79L197 80H199V76L198 77H196ZM225 79V78H224ZM231 79V78H230ZM229 79V80H230ZM240 79V78H239ZM258 79V78H257ZM47 80V79H46ZM64 80V79H63ZM83 80V79H82ZM102 80V79H101ZM104 80L105 79H103V82H104ZM169 80H171V81H175V80H173L172 78L171 79H169ZM183 80H184V77H183ZM204 80V79H203ZM219 80V79H218ZM236 80V81H237ZM244 80V79H243ZM242 80V81H243ZM8 81V80H7ZM7 81H5L6 83H7ZM18 81H19V79H18ZM27 81V80H26ZM25 81V82H26ZM59 81V80H58ZM65 81V80H64ZM115 81H116V77H115ZM125 81V80H124ZM146 81V80H145ZM144 81V82H145ZM150 81V80H149ZM157 80H155V82H156ZM159 81V80H158ZM181 81H182V79H181ZM181 81H180V84H181ZM14 87H15V79H14ZM22 82H23V80H22ZM36 82H37V80H36ZM40 82H41V79H40ZM69 82L67 83V84H69ZM105 82H107L106 80H105ZM126 83H127V81H125ZM129 82V81H128ZM153 82V81H152ZM159 82H161V81H159ZM194 82V81H193ZM219 82V81H218ZM225 82V81H224ZM238 82L240 83V81L238 80ZM246 82L248 83V81L246 80ZM19 83H21V82H19ZM31 83H32V81H31ZM45 83H47V81L45 82ZM55 83V82H54ZM61 83H63V82H61L60 81V85H58V87H60L61 88ZM65 83V82H64ZM64 83H63V86H64ZM83 83V82H82ZM81 83V84H82ZM87 83V82H86ZM86 83H83V87L80 85H78L79 87L78 88H85L86 87V85H84V84H86ZM94 83V85H95V82H93ZM130 83H132V82H130ZM146 83V82H145ZM151 83V82H150ZM158 82H156V85H158L157 84ZM163 83H164V81H163ZM168 83H169V81H168ZM172 83V82H171ZM195 83V82H194ZM230 83H231V80H230ZM25 84V83H24ZM43 84H44V82H43ZM71 84V83H70ZM76 84L77 83H75V86H76ZM78 84H80V83H78ZM104 84V83H103ZM119 84H120V82L118 83V85H117V87L119 88ZM166 84H167V82H166ZM170 84V83H169ZM179 84V85H180ZM183 84V83H182ZM197 84H199V83H196V85ZM202 84H205V83H203L202 82ZM243 85H244V83H242ZM17 85H18V83H17ZM16 85V86H17ZM20 85V84H19ZM47 84H45V86L43 85V87L44 88H46L47 86H49V85H47ZM73 85H74V83H73ZM88 85V84H87ZM91 84H89V89H93V87H91L90 86ZM108 85V84H107ZM122 85L123 86H125L124 84H122V82H121V87H120V89H123V91H124V89H125V87H123L122 88ZM131 86L133 85V84H130ZM135 85V84H134ZM148 85H149V82H148ZM175 85V84H174ZM179 85H177L178 87H179ZM195 85V84H194ZM193 85V86H194ZM192 86L193 87V89H195L197 86ZM236 85H238V84H236ZM12 86V87H13ZM22 86V85H21ZM21 86H19V87H21ZM39 86V85H38ZM40 86H42V85H40ZM53 86V85H52ZM63 86H62V88H63ZM85 86V87H84ZM102 86H104V85H102ZM113 86V85H112ZM131 86H129L128 85V87L130 88ZM151 86H152V84H151ZM165 86V84L163 85V87ZM199 86V85H198ZM227 86H228V84H227ZM227 86H226V88H227ZM229 86H230V84H229ZM228 86V87H229ZM18 87V86H17ZM17 87H15V90H16V88ZM22 87H24V86H22ZM26 87V86H25ZM35 87V86H34ZM36 87H37V85H36ZM50 88H49V90L51 89V85L49 86ZM65 87V86H64ZM67 87V86H66ZM99 87V86H98ZM134 87V86H133ZM149 88H151L150 87V85L148 86ZM154 87H155V83H154ZM160 87H162V85L160 86ZM166 87H167V92H169L170 91V88H168V86L166 85ZM165 87V88H166ZM225 87V86H224ZM224 87H223V89H224ZM5 85L3 84V81H2V83L0 84V234L1 235H3V236H5V237H9V238H11V239H13L15 242H19V243H21V245H22V243H24V244H26L27 245V247H28V249H29V251H31L33 254H35V253H37V248L36 247H34V245L32 244V240L33 239H31L30 237H31V231L32 230H34V229H37V228H39V226H40V223L45 219V218H47L48 217V213H47V209H49V210H51L52 212H57V213H62V214H65V216H66V214H71V213H73V215H75V217L76 218H74L73 217V219H71L72 220V224L74 223V221H75V223L77 222L76 221V219H77V215L79 214V216L81 215L83 218H85V215H86V219L88 220V217H89V219L90 218H94V221L95 220H97L99 223H100V225H101V227H100V232L101 231H106V233H107V236H113V234H120L119 236H121V235H126V231L127 230H129V229H132V232H134L133 231V228L134 229H136V227H135V225H133V224H139L140 223V225H141V227L143 226V225H145V227H146V229H145V232H144V234L145 233H147V226H149L148 225V222L149 221H151V220H148L149 219V217H148V219L146 218V217H143L144 219L142 220V222L140 221H138L137 219L140 217V220H141V217L143 216V214H142V211H143V209L142 210H139V209H141V208H143V206L141 207V204H139V202H138V199H139V197L140 196H142L143 194H139L138 193V196L137 195H135V191L132 193V195H131V197H130V203L125 199V197H124V201H127L130 205L129 206H127L128 207V209H127V207H126V211H123L122 209H123V206H121V208L122 209H118V207H116V205H115V200H117L118 199V191H117V188L118 187H120V186H118V184H119V178H118V176H119V170L117 169V168H115L114 166H112V165H109V167L107 168V167H105L104 165H105V163L102 165V166H100V167H98V166H96V165H94L93 166V164H95V161H96V157L98 156H96L95 157V161L94 160H92V167L93 168H91V170L90 169H88V165H86L85 163H83V164H85L86 166H87V171H89V173H87V174H89V176H88V179H85V178H78V177H76V176H78L77 175V171H78V173L79 174H82L81 173V170H80V168H81V165H80V159H81V157H78V159L77 160H74V162H72L73 161V158L74 159H76V157L78 156V155H81L82 156V158H88V157H90V155H92L93 153H92V148H90V147H86V145L84 146V145H82V144H84V142L85 141H83V140H80V141H78L77 139H72L71 138V140L69 141V142H67V144L65 145L66 146V149L64 148L65 146L62 144V142L64 141V140H62V138L64 139L66 136V134H64V136L62 137V136H59L58 138L57 137H55L57 140H55V143H53V139H55V138H52V139H50L51 141V145L50 146H52V149H54L55 151H57V153L56 154H60V155H62L63 156V158H65V162L67 163V162H71L70 163V166H69V168L71 167V164H74V165H72V170H73V172L75 173V176L73 175V172H72V175L70 174L71 172L70 171H68L69 172V174L72 176V177H68L69 175H68V173L66 174V177H64V175H63V177H60V176H56V174L54 175L53 173H55L54 171H58V170H56V169H60L59 167H54V162H57L58 161V158H57V156L56 157H54V156H52L51 154H50V152H51V148L49 147V145H48V143H49V141L48 142H46L45 141V143L42 141V143H44V145L43 146H40L41 145V142H40V145H39V141H41V140H39L38 141V139H39V137L37 138V135H40V134H42V133H40V131H41V129L43 128H41V125L40 124H38L35 120H31L32 121V123H31V125L28 127H26V123H28V122H26V120L27 119H25V116H24V123L25 124H23V121H21V118H22V116L25 114V115H29L30 116V114H26V112H25V110H28V113H31V112H29V109H27L29 106H31V108L33 109V108H35V106H33L32 107V104L27 100L28 98V96H29V94L30 93H28L29 91H31V89H33L32 87H31V89H29V91L27 90V89H25V88H23V89H25L24 91H22V93H21V96H22V94H24V93H27L28 94V96L26 97V96H23L22 98L21 97H19V96H17V92L15 93L16 95V97L14 96V95H10V94H8L9 93V91H5ZM8 88V87H7ZM28 88V87H27ZM70 88V87H69ZM104 88V87H103ZM105 88H106V85H105ZM128 88V90H130ZM153 88V87H152ZM204 88V87H203ZM203 88H202V90H203ZM208 88V87H207ZM217 88V87H216ZM225 88V89H226ZM46 89H48V88H46ZM53 89H54V87H53ZM53 89H51V90H53ZM56 89V88H55ZM64 89V88H63ZM71 89V88H70ZM72 89H73V86H72ZM71 89V90H72ZM75 89H76V87H75ZM89 89L87 90V88L85 89V90H87V91H89ZM148 89V88H147ZM177 89V88H176ZM179 89V88H178ZM213 89V88H212ZM224 89V90H225ZM228 89V88H227ZM226 89V90H227ZM234 89V88H233ZM17 90H19V88H17ZM16 90V91H17ZM65 91L67 90L66 88L64 89ZM63 90V91H64ZM99 90H100V88L97 90L98 91V93L100 94V92H99ZM103 90V89H102ZM135 90V89H134ZM163 90V89H162ZM197 90V89H196ZM195 90V91H196ZM198 90H199V87H198ZM235 90H237V92L235 93V94H237L236 95V97H237V99H235L236 100V103H238L237 105H236V108H235V122H234V125L235 126H233V127H235V129L233 130L232 128H230L229 129V131H228V134H227V151L228 152H231L232 154H234L235 156H238L239 155V139H238V129L239 128H241V127H243V125H244V123H243V120L244 119H242V114H243V107H242V105L240 104V102H241V99H242V94H243V90L241 89V88H238V89H235ZM14 90H12V92H13ZM20 91V90H19ZM26 91H28V92H26ZM33 91V90H32ZM35 91H37L36 92V94H39V92H44L43 90L41 91V87H40V90H39V92H38V88L37 89H35L34 90V93H35ZM70 91V90H69ZM76 91V90H75ZM79 91H81V89H79ZM82 91H83V89H82ZM87 91H86V94L87 95H90V92L89 93H87ZM94 91V90H93ZM105 91H107V93H108V90H106L105 89ZM131 92H132V89L130 90ZM130 91H128V92H130ZM150 91V90H149ZM157 91H158V89H157ZM160 91V90H159ZM175 91V90H174ZM223 90L221 89V92H222ZM228 91H229V94H230V90L228 89ZM46 92V91H45ZM62 92V90L59 92V94ZM67 92V91H66ZM65 92V93H66ZM77 92V94H78V90L76 91ZM104 92V91H103ZM134 92V91H133ZM132 92V95L135 93H133ZM161 93H163L162 91H160ZM204 92H205V89H204ZM213 92H214V90H213ZM216 92H217V90H216ZM11 93V92H10ZM20 93V92H19ZM34 96H35V94L33 93V92H31ZM50 93H52V92H50ZM58 93V91L56 92V95H58L57 94ZM63 93V92H62ZM68 93L69 92H67V96H68ZM83 93H84V91H83ZM95 93H96V91H95ZM156 93V92H155ZM159 93V92H158ZM160 93V94H161ZM170 93V92H169ZM174 93V92H173ZM227 94H228V92H226ZM225 93V94H226ZM11 94H14V92L13 93H11ZM46 94V93H45ZM53 94V93H52ZM92 94H93V92H92ZM103 94V93H102ZM102 94H100V95H102ZM105 94V93H104ZM103 94V95H104ZM136 94H137V96L141 99H139L140 100V102H143V100H142V96L140 97V95H143V97L146 95L147 96V92H146V88H145V85L143 84V83H138L137 84V86H136V93H135V96H136ZM148 94H149V92H148ZM164 94V93H163ZM162 94V95H163ZM215 94V93H214ZM228 94V97L230 96ZM49 95H51V94H47V96L48 97H45V95H43V100L46 98V100L49 98ZM65 95V94H64ZM63 95V96H64ZM72 95V94H71ZM99 95V97H100V99H101V97L105 100L106 98V96L108 97V95H104V96H100ZM116 95V89L115 88H112L111 89V96H109L110 97V99L109 100H107L108 101V103H110V105L112 104H117L120 100H118V98L115 96ZM124 95V98H125V96H126V98H128L127 97V95H125V94H123ZM123 95H122V97H123ZM129 95V94H128ZM131 95V94H130ZM131 95V96H132ZM168 95V94H167ZM167 95H166V97H167ZM195 95V94H194ZM223 95V94H222ZM222 95H221V97H222ZM32 96V95H31ZM53 96V95H52ZM86 96V95H85ZM94 96V95H93ZM96 96H98V94L96 93ZM150 95H148L147 97H149ZM153 96V95H152ZM161 96V95H160ZM215 96V95H214ZM15 97V98H14ZM25 97L27 98V99H25ZM36 97L37 96H35L34 98H35V100L33 101V102H35L36 101ZM65 97V96H64ZM69 97H71L70 95H69ZM82 97H83V95H82ZM95 97V96H94ZM156 97H158V96H156ZM156 97H155V100H154V103H153V107H156L157 108V105H158V102L156 101L157 99H156ZM164 97V96H163ZM33 97H31V99H32ZM83 98H85V97H83ZM90 98V97H89ZM129 98H130V96H129ZM151 98V97H150ZM234 98H235V96H234ZM40 99H41V101H42V97L40 98L39 97V101H40ZM67 99H68V97H67ZM108 99V98H107ZM219 98H217V100H218ZM244 99V98H243ZM28 101V104L26 105L27 106V108H25V103H27V101ZM53 100H55V99H53ZM52 100V101H53ZM81 100H83L82 102H84V100H86V99H81ZM91 100V99H90ZM158 100H159V97H158ZM212 100H213V97H212ZM26 101V102H25ZM52 101H51V103H52ZM76 101H78V98H77V100ZM80 101V100H79ZM101 101H103V100H101ZM131 101V100H130ZM136 101H138V98L136 99ZM135 101V102H136ZM152 101H153V98H152ZM183 101V100H182ZM215 101V100H214ZM228 101H230V99L228 100ZM45 102V101H44ZM88 102L89 101H87L86 103L88 104ZM125 103H127V101H124ZM139 102V101H138ZM67 103H68V100H67ZM85 103V104H86ZM102 103V102H101ZM105 103V101L102 103L103 105H105L104 104ZM156 103V104H155ZM232 103V102H231ZM233 103H235V101H233ZM40 104V102H38V104L36 103H33V105H39ZM45 104H49V102H47V103H45ZM53 104V103H52ZM82 104V103H81ZM101 104V105H102ZM121 104V103H120ZM137 104H140V103H137ZM142 104V103H141ZM161 104V101H160V103H159V106H161L160 105ZM162 104H163V101H162ZM177 104V103H176ZM211 104H212V102H211ZM42 105V103L37 107V111L39 112V109H40V106ZM58 105V104H57ZM65 105V104H64ZM67 105V104H66ZM69 105V108H70V106H72V104L70 105V104H68ZM73 105H74V103H73ZM77 105H78V107H79V105H80V102L79 103H76V105H74L75 107H77ZM83 105V104H82ZM81 105V106H82ZM109 105V106H110ZM124 105V104H123ZM129 105H131V104H129ZM128 105V106H129ZM154 105H156V106H154ZM218 105V104H217ZM10 106H13L14 107V109H12L13 107H10ZM54 106V105H53ZM81 106H80V108H81ZM85 106V109H86V105H84ZM88 106V105H87ZM119 106H121V105H119ZM128 106H125V107H128ZM158 106V107H159ZM164 105H162V107H163ZM221 106V105H220ZM232 106V105H231ZM233 106H234V104H233ZM245 106H246V104H245ZM16 107H18L17 109H20V110H22V108L24 109L25 108V110H23L22 111V115L18 112V113H15V114H13V110H16L15 108ZM58 107V110H59V106H57ZM57 107L55 108V106H54V108L56 109V112H59L58 110H57ZM67 107V106H66ZM78 107H77V109H78ZM100 107V106H99ZM103 107V106H102ZM105 107H106V105H105ZM105 107H103V108H105ZM111 107V106H110ZM110 107H109V110H110ZM131 107V106H130ZM247 107V106H246ZM44 108V107H43ZM43 108L41 107V110L40 111H42L41 112V116H42V114L44 113L43 111ZM72 108V107H71ZM83 108V107H82ZM81 108V109H82ZM156 108H154V110L152 111L153 112V115H154V112H156L155 110H156ZM214 108V107H213ZM217 108V107H216ZM215 108V109H216ZM32 109H31V111H32ZM36 109V108H35ZM34 109V110H35ZM50 109V108H49ZM49 109H48V113H49V116L48 117H50V111H49ZM54 109V110H55ZM73 109V108H72ZM71 109V110H72ZM85 109H83V111L85 110ZM99 109H101V108H99ZM108 109V108H107ZM124 109H126V108H123V110ZM133 109V108H132ZM136 109H137V107H136ZM153 109V108H152ZM157 109H159V108H157ZM234 109V108H233ZM19 110V111H20ZM63 110V109H62ZM62 110H61V112H62ZM70 109H67L65 112L67 113V111L68 112H70L69 111ZM115 110V109H114ZM123 110H122V112H123ZM163 110V109H162ZM37 111H36V114H38L37 113ZM74 111V110H73ZM80 111V110H79ZM82 111V113L84 114V112ZM129 111H131V108H129V110H128V113H129ZM134 111V110H133ZM21 112V111H20ZM25 112V113H24ZM46 112V113H47ZM64 112V113H65ZM87 112V111H86ZM101 113L103 112V111H100ZM99 112V114L100 115H102L101 113ZM121 112V113H122ZM125 112H126V110H125ZM152 112H151V114H152ZM157 112H159L160 113V110L158 111L157 110ZM165 112V111H164ZM163 111L160 113L161 114V116H162V113H164ZM253 112V111H252ZM252 112L250 113H247V117H248V123H251V114H252ZM24 113V114H23ZM48 113L46 114V117H47V115H48ZM54 113V116H55V112H53ZM63 113V112H62ZM62 113H61V115H62ZM71 113V112H70ZM82 113H80V115L82 114ZM127 113V112H126ZM125 113V114H126ZM132 112H130V114H131ZM39 114H40V112H39ZM73 114V113H72ZM76 114V113H75ZM83 114H82V117H84L83 116ZM88 114H89V112H88ZM87 114V115H88ZM106 114V112L104 113V115ZM110 114V113H109ZM120 114V113H119ZM125 114L123 113V115H124V117H125ZM135 114H136V111H135ZM160 114L158 115V116H160ZM32 115H33V112H32ZM45 115V114H44ZM43 115V116H44ZM53 115V114H52ZM60 115V116H61ZM85 115H86V113H85ZM107 115V114H106ZM127 115L128 116H130L129 114H126V117H127ZM153 115L151 116V117H153ZM167 115V114H166ZM28 116V117H29ZM34 116L36 117V115L34 114ZM59 116V117H60ZM89 116V115H88ZM103 116V115H102ZM28 117H26V118H28ZM34 117V118H35ZM57 117H58V115H57ZM74 117V116H73ZM81 117V118H82ZM97 117V116H96ZM107 117V116H106ZM110 117V116H109ZM120 117V116H119ZM125 117V118H126ZM131 117V116H130ZM134 117H136L135 115H134ZM134 117H133V120H134ZM230 117V116H229ZM33 118V117H32ZM44 118V117H43ZM54 118V117H53ZM65 118H67V117H65ZM64 118V116H63V119H65ZM69 118H71V116L69 117ZM69 118H68V120H69ZM100 118V117H99ZM103 118V120H104V117H102ZM101 118V119H102ZM122 118V117H121ZM120 118V119H121ZM128 118V117H127ZM156 118V117H155ZM29 119H31V117L29 118ZM51 119V118H50ZM77 119H78V122H79V120H80V118H78L77 117ZM76 119V120H77ZM83 119V118H82ZM81 119V120H82ZM97 119H98V117H97ZM110 119V118H109ZM119 119V120H120ZM137 119V117L135 118V120ZM153 119H154V117H153ZM160 119V118H159ZM22 120H23V118H22ZM39 120H40V118H39ZM43 120V119H42ZM47 120H48V118H47ZM47 120H46V123H48L47 122ZM52 120V119H51ZM81 120H80V124H81ZM87 120H88V117H87ZM119 120H117V121H119ZM122 120V119H121ZM140 120V119H139ZM230 120V119H229ZM29 121V120H28ZM44 121H45V119H44ZM59 121H60V118H59ZM58 121V123L60 124V122L62 121V117H61V121L59 122ZM91 121V120H90ZM101 121V120H100ZM108 121V120H107ZM106 121V122H107ZM110 121V120H109ZM122 121H124V118H123V120ZM126 121V120H125ZM124 121V122H125ZM128 121V120H127ZM137 122H138V119L136 120ZM136 121H131V119H130V122H136ZM155 121V120H154ZM52 122V121H51ZM54 122H56V120H54ZM64 122V121H63ZM69 122H70V120L69 121H67V123H68V125H66L65 124V126H66V128H68L69 129ZM77 122V121H76ZM78 122H77V124H78ZM87 122V121H86ZM86 122H84V123H86ZM88 122H89V120H88ZM88 122H87V124H88ZM121 122V121H120ZM128 123V122H126L127 123V125L128 124H131V123ZM231 122V121H230ZM22 123V124H21ZM42 123V122H41ZM72 123H73V121H72ZM100 123H102V122H100ZM99 123V124H100ZM103 123H105V122H103ZM102 123V124H103ZM140 123V122H139ZM49 124H50V122H49ZM52 124V123H51ZM54 124V123H53ZM74 124V123H73ZM80 124H78L79 126H80ZM82 124H83V120H82ZM147 124H148V122H147ZM28 125V124H27ZM85 125V124H84ZM83 125V126H84ZM101 125V124H100ZM106 125V127H107V124H104V125H102L103 126V129H104V126ZM112 125V124H111ZM123 125V124H122ZM132 125H133V123H132ZM135 125H136V127L135 128H137V126H138V123H135ZM134 125V126H135ZM140 125V124H139ZM149 125V124H148ZM101 126V127H102ZM134 126H132V127H130V129L131 128H134ZM154 126V125H153ZM45 127H47V125H45ZM98 127V126H97ZM155 127V126H154ZM65 128V129H66ZM82 128V127H81ZM112 128H113V126H112ZM122 128V127H121ZM125 128V127H124ZM211 128H213L214 129V127H211ZM228 128V127H227ZM37 129H39L40 131H39V134H37ZM50 129V128H49ZM60 129H61V127H60ZM68 129H66V131H68ZM92 129V128H91ZM98 129V128H97ZM125 129H127V128H125ZM130 129L127 131V132H129L130 131ZM147 129V128H146ZM57 130H58V127H57ZM62 130V129H61ZM75 129H74V127H73V130H71L72 131V134H73V131H74ZM79 130V129H78ZM88 130V129H87ZM87 130H85V129H83L82 131V133L84 134V131H86L87 132ZM99 130V129H98ZM135 129H133L131 132H129V135H130V133H132L133 131H134ZM154 131H155V135L157 134L158 135V133H156L157 131V129L155 130V128L153 129ZM44 131V130H43ZM50 131H51V129H50ZM60 131V130H59ZM104 131V130H103ZM102 131V132H103ZM214 131V130H213ZM45 132V131H44ZM48 132V131H47ZM57 132V131H56ZM55 132V133H56ZM61 132V131H60ZM63 132V131H62ZM64 132H65V130H64ZM69 132V131H68ZM80 132H81V130H80ZM101 132V131H100ZM99 131L97 132V134H99L100 133ZM102 132H101V134H102ZM136 132H138L137 130H136ZM140 132V134L141 135H143L142 133H141V130L139 131ZM59 133V132H58ZM67 133V132H66ZM107 133V132H106ZM51 134H52V131H51ZM57 134V133H56ZM55 134V135H56ZM100 134V135H101ZM58 135H61L60 133L59 134H57V136ZM78 135V134H77ZM79 135H80V133H79ZM87 135H89L88 133H87ZM95 135H96V133H95ZM126 135H128V134H126ZM145 135V134H144ZM156 135V136H157ZM159 135H160V133H159ZM215 135H217V133L215 134ZM44 136H46V138H47V135H45L44 134ZM48 136H49V133H48ZM67 136H68V133H67ZM81 136H82V134H81ZM85 137H86V135H84ZM83 136V137H84ZM92 136H93V134H92ZM132 136V135H131ZM130 136V137H131ZM139 136V135H138ZM152 136H154V133H153V135ZM155 136V137H156ZM214 136V135H213ZM43 137V136H42ZM51 137V136H50ZM49 137V138H50ZM53 137V136H52ZM72 137V136H71ZM82 137V138H83ZM103 135L101 136V139H103ZM106 137V136H105ZM125 137V136H124ZM135 137H137V135L135 136ZM141 137H142V141H143V136H140L139 138H137V141H138V139H139V141L141 140ZM149 137H150V135H149ZM59 138H61L60 140H62V141H60L59 142ZM76 138V137H75ZM77 138H79V136L77 137ZM94 138V137H93ZM132 138L134 139V132H133V136H132ZM131 138V139H132ZM161 138V137H160ZM43 139V138H42ZM95 139V138H94ZM100 139V138H99ZM151 139V138H150ZM149 139V140H150ZM66 141H67V138L65 139ZM87 140H88V136H87ZM98 140V139H97ZM129 140H130V138H129ZM129 140H128V138H127V140L125 141V142H127V144L129 143ZM135 140V139H134ZM153 140H155L156 141V139L154 138ZM157 140H159V136H158V139ZM66 141H64V142H66ZM82 141H83V143H82ZM91 142L93 141L92 139L90 140ZM104 141V140H103ZM107 142H108V138H107V140H106ZM136 141V140H135ZM138 141V142H139ZM142 141H140V143L142 142ZM155 141H154V143H155ZM97 142V141H96ZM95 142V143H96ZM159 142V141H158ZM208 142V141H207ZM210 142V141H209ZM133 143V140L131 141V144ZM137 143V142H136ZM117 144H119V140H118V143ZM134 144V143H133ZM157 144H159L160 145V142L159 143H157V141H156V145L154 144V146H157ZM207 144V143H206ZM100 142H99V145L97 146V148H99L100 147ZM129 145V144H128ZM137 145H138V143H137ZM136 145V148L135 149H138L139 147H141L142 146V143H141V146L140 145H138L137 146ZM150 145L154 148V146L150 143L149 144V146H148V148H150L151 149V147H150ZM159 145H158V147H159ZM125 146H127L126 144H125ZM131 146V145H130ZM130 146H129V150H130ZM207 146H208V144L206 145V148H207ZM54 147V148H53ZM128 147V146H127ZM127 147H125L126 149H127V151H128V148ZM133 147V146H132ZM157 147V148H158ZM160 147H163V145L162 146H160ZM209 147V146H208ZM211 147V146H210ZM209 147V148H210ZM64 148V149H63ZM96 148V149H97ZM111 148V147H110ZM81 149H82V151H81ZM95 149V148H94ZM114 149V148H113ZM143 149V148H142ZM155 149V148H154ZM208 149V148H207ZM54 150H53V152H54ZM99 150H100V148H99ZM98 149H97V152L99 151ZM165 149H164V147H163V151H164ZM132 151H134V147H133V150ZM143 151V150H142ZM159 151V150H158ZM208 151V150H207ZM94 152V151H93ZM129 152V151H128ZM136 152V151H135ZM139 153H140V151H138ZM144 152V151H143ZM145 152H147V151H145ZM150 152H153V150L151 149V151ZM155 152V151H154ZM160 152H161V150H160ZM160 152H159V154H160ZM45 153H49V156L50 157H48V156H45ZM76 153H77V155H76ZM133 153V152H132ZM131 153V154H132ZM138 153V154H139ZM142 153V152H141ZM158 153V152H157ZM208 153H210V152H208ZM76 155V157H73V155ZM95 154H97L96 152H95ZM130 153H127V155H129ZM137 154V155H138ZM154 154V153H153ZM164 154H167V153H165V151H164ZM133 155V154H132ZM134 155H136L135 153H134ZM136 155V159H138V161H139V158H137V157H139V155L137 156ZM93 156H95L94 154H93ZM92 156V157H93ZM130 156V155H129ZM141 156H142V154H141ZM144 156V155H143ZM151 156V155H150ZM161 156V155H160ZM165 156V157H164ZM59 157V156H58ZM73 157V158H72ZM124 157H125V155H124ZM132 157H134V156H131V158L130 159H132ZM156 157V156H155ZM157 157H159V156H157ZM62 157L60 158L59 157V159H63ZM98 158V157H97ZM135 158H133L132 159V161L129 159V161L130 162H133V160H135ZM145 158V157H144ZM165 158V159H164ZM52 159V160H51ZM90 159V158H89ZM140 159H141V157H140ZM146 160H147V158H145ZM144 159V160H145ZM155 159V158H154ZM157 159V158H156ZM155 159V160H156ZM162 160H166V155H163V158H161ZM160 159V160H161ZM60 160V161H61ZM155 160H154V162H155ZM159 160V161H160ZM60 161H58L59 163H60ZM75 161H77V162H75ZM90 160H88V162H89ZM98 161H99V159H98ZM112 161V160H111ZM116 161H117V158H116ZM126 161H128V157H127V159H126ZM126 161H125V163H126ZM128 161V162H129ZM137 161V160H136ZM157 161V170H158V168H159V170L161 171V169H160V166L158 165V159L156 160ZM57 162V163H58ZM64 162V161H63ZM62 162V164H63V166H67L68 167V165H66V163H65V165H64V163ZM109 162V161H108ZM124 162V161H123ZM123 162H122V164H123ZM149 162V161H148ZM151 162H153L152 161V158H151ZM164 162V161H163ZM82 163V162H81ZM98 163V162H97ZM113 163V162H112ZM118 163V162H117ZM134 163V162H133ZM144 163H145V161L142 163L143 165H144ZM56 164V163H55ZM61 164V165H62ZM88 164V163H87ZM132 164V163H131ZM138 164H140V161L139 162H137V164H136V168L135 167H133V168H135V170L138 168ZM152 164V163H151ZM163 164V163H162ZM164 164H165V162H164ZM163 164V165H164ZM108 165V164H107ZM106 165V166H107ZM124 166L126 165V164H123ZM141 165V164H140ZM143 165H142V167H143ZM146 165V164H145ZM148 165V164H147ZM160 165H161V163H160ZM58 166H60V165H58ZM75 166V167H74ZM98 167V168H96V167ZM133 166V164L131 165V167ZM135 166V165H134ZM149 166H150V163H149V165L148 166H146L145 167V169L144 170H146V169H149ZM62 167V166H61ZM126 167V166H125ZM141 167V166H140ZM139 167V168H140ZM156 167V166H155ZM165 167H166V164H165ZM64 168V167H63ZM74 168V169H73ZM84 168V167H83ZM128 168H129V166H128ZM144 168V167H143ZM143 168H140V169H142L141 171L139 170L138 172H139V174L140 173H142V171H143ZM154 168V167H153ZM161 168H164V167H161ZM66 169V168H65ZM68 169V168H67ZM127 169V168H126ZM131 169V168H130ZM68 170H71V169H68ZM71 170V171H72ZM134 170V169H133ZM132 170V171H133ZM152 170V167H150V170L149 171H151ZM155 170V169H154ZM153 170V171H154ZM159 170H158V172H159ZM164 170V169H163ZM166 170V169H165ZM164 170V171H165ZM53 171V172H52ZM63 171H64V169H63ZM63 171L61 170V174L60 175H62L63 174ZM84 171H85V169H84ZM131 171V172H132ZM65 172H67V170L65 171ZM127 171H125V173H126ZM137 172V173H138ZM144 172V171H143ZM152 172V171H151ZM133 173H134V171H133ZM132 173V175H134ZM137 173H135V175H134V177L136 176V175H138ZM147 174H148V172H146ZM154 173H155V171H154ZM160 173V172H159ZM164 173V172H163ZM43 174H46V175H44V179H42L43 178ZM127 174V173H126ZM129 174V173H128ZM150 174V173H149ZM151 174H153V173H151ZM161 174V173H160ZM164 174H166V173H164ZM23 175H25L27 178H26V180L24 179V176ZM68 175V176H67ZM146 175V174H145ZM157 175H159L158 173H157ZM86 176V175H85ZM162 176V175H161ZM160 175L159 176H157V178H159V177H161ZM166 176V175H165ZM139 177H140V179L137 181V183H135L134 184V178L133 179H131V182H130V180H128L130 183H132V181H133V183L132 184H134V185H136L137 184V189H138V184H139V186L141 185V177H142V175L140 174L139 175ZM148 177V176H147ZM150 177V176H149ZM162 177H164V176H162ZM126 178H128V176H126ZM153 179H154V176L152 177ZM155 178H156V175H155ZM156 178V179H157ZM165 178V177H164ZM164 178H162V179H164ZM166 179V178H165ZM45 180H48V184L49 185H51L50 184V182L52 183V186H49L47 183H45L46 181ZM125 180H127V179H125ZM143 180V179H142ZM145 180H146V178H145ZM150 180H151V177H150ZM150 180H148V178H147V181H145L146 183H148V187H150L149 185L151 184V182H150ZM155 180V179H154ZM153 180V184L155 183V181ZM167 180V179H166ZM139 181H140V183H139ZM159 181V180H158ZM162 181V180H161ZM161 181H160V183H161ZM165 181V180H164ZM127 182V181H126ZM145 182H142V184L143 183H145ZM163 182V181H162ZM167 181H165L164 182V184L166 183ZM156 183H158L157 182V180H156ZM126 184V183H125ZM132 184H131V187L130 188H132L133 189V186H132ZM153 184H151L152 186H153ZM146 185V184H145ZM157 184H155V186L154 187H150V189L151 188H155V190L157 189V186H156ZM33 186L36 188V194H35V192H34V189H33ZM64 186H67V189H64ZM143 186V185H142ZM142 186H140L141 188H143ZM162 186H163V184H162ZM147 187V188H148ZM121 188V187H120ZM125 188V187H124ZM129 188V186H128V188L127 189H130ZM140 188V189H141ZM145 188V187H144ZM143 188V189H144ZM165 188V187H164ZM163 188V189H164ZM126 189V190H127ZM139 189V190H140ZM158 189H160V188H158ZM166 189V188H165ZM182 189V188H181ZM146 190V189H145ZM153 190V189H152ZM149 191V190H148ZM161 193L163 192V190L161 191V190H159ZM128 193H129V191H127ZM126 192V194H128ZM131 192H132V190H131ZM156 192V191H155ZM160 192H158V194L160 193ZM180 192V191H179ZM179 192H178V196L176 195V198H175V207L178 209V207H179V202L181 201V199H182V201H184L183 200V197H185V196H179ZM122 193V192H121ZM123 193H124V190H123ZM122 193V194H123ZM148 193V192H147ZM125 194V195H126ZM145 194H146V192H145ZM150 194V193H149ZM155 194V193H154ZM157 194V193H156ZM163 194V193H162ZM129 196H130V194H129ZM148 196V195H147ZM121 197H122V195H121ZM160 198L162 197L161 196V194H160V196H159ZM123 198V197H122ZM140 198H142V197H140ZM145 198H146V195H145ZM154 200V199H153ZM120 201V200H119ZM143 201V200H142ZM159 202H161V204L163 205V203H162V201L159 199L158 200ZM119 202L117 201V204H118ZM138 203V205H140L139 206V209L137 210L136 209V204ZM142 203H144V201L142 202ZM121 204V203H120ZM174 204H172V205H174ZM127 205V204H126ZM145 206V205H144ZM138 207V206H137ZM145 209V208H144ZM160 209V208H159ZM163 210V209H162ZM77 213V212H79V213H77V215L75 214V213ZM159 212V211H158ZM161 212V211H160ZM188 208L185 206V205H183L182 206V208H180L179 210H178V212H177V216H176V225H174V226H176V229H177V231H178V233L180 234V233H183L184 231H185V229L187 228V225H188V216H189V214H188ZM51 213V212H50ZM145 213H148V212H145ZM172 213V212H171ZM159 214V213H158ZM51 215V214H50ZM72 215V214H71ZM72 215V216H73ZM146 215V214H145ZM148 215V214H147ZM64 216V215H63ZM72 216H71V218H72ZM158 216V215H157ZM51 217H53V216H50V218ZM162 217V216H161ZM170 217H171V215H170ZM197 217V216H196ZM70 218V217H69ZM152 218V217H151ZM169 218V217H168ZM167 218V219H168ZM175 217L173 216V219H174ZM67 219V218H66ZM81 219V218H80ZM157 219V218H156ZM51 220H52V225H58L59 223H58V220H56L54 217L53 218H51ZM50 220V221H51ZM68 220V219H67ZM70 220V219H69ZM69 220L68 221H66V225H70L71 226V224H69ZM70 220V221H71ZM74 220V221H73ZM85 220V219H84ZM159 221V220H158ZM157 221V222H158ZM190 221V220H189ZM68 222V223H67ZM78 222H80V220L78 221ZM83 223V222H82ZM150 223H152V222H150ZM98 225V224H97ZM97 225L95 226V227H97ZM140 225H139V227H140ZM59 226V225H58ZM152 226H153V224H152ZM73 227V226H72ZM139 227H138V229H139ZM150 227V226H149ZM89 228V227H88ZM154 228V227H153ZM155 228H156V226H155ZM164 228V227H163ZM90 229V228H89ZM142 229H143V227H142ZM142 229H140V230H142ZM150 229V228H149ZM70 230V229H69ZM86 230L87 229H85V232H86ZM159 230V229H158ZM171 230V229H170ZM94 231V230H93ZM157 231V230H156ZM155 230H154V232H156ZM172 231V230H171ZM84 232V233H85ZM96 232V231H95ZM99 232V233H100ZM143 232V231H142ZM142 232H140L141 233V235H142V237L141 238H143V236H145V235H143V233ZM170 232V231H169ZM169 232H167V233H169ZM131 233V232H130ZM129 233V234H130ZM159 233V232H158ZM34 234V233H33ZM96 236H98L99 237V234H98V232H96ZM101 234V233H100ZM154 234V233H153ZM152 233H150V235H153ZM179 234L177 235L178 237H179ZM128 235V234H127ZM181 235V234H180ZM135 235H133V239H136L137 237H134ZM137 236H140V234H139V231H138V234H137ZM157 236V235H156ZM123 236H121V238H122ZM128 238V241H129V239H130V237L131 236H125L124 238H120L121 240H125V238ZM146 237V236H145ZM153 237V236H152ZM151 237V238H152ZM101 238V237H100ZM112 239H113V237H111ZM126 238V239H127ZM140 238V237H139ZM138 238V239H139ZM148 238V237H147ZM151 238H149V240L151 239ZM161 238V237H160ZM95 240H96V237L94 238ZM137 239V240H138ZM153 239V238H152ZM157 239V238H156ZM179 239V238H178ZM102 240H103V242L104 243H107V244H111V242H108L106 239H104L103 237H102ZM116 240V239H115ZM118 240V239H117ZM140 240V239H139ZM144 240V239H143ZM93 241V240H92ZM126 241V240H125ZM136 241V240H135ZM145 241H146V239H145ZM148 241V240H147ZM84 242V241H83ZM96 242H98V240H96ZM114 242V241H113ZM131 242V241H130ZM140 242H141V240H140ZM18 243V244H19ZM116 241H115V245L114 244H112V245H114V246H116ZM147 243V242H146ZM163 243V242H162ZM161 243V244H162ZM17 244V243H16ZM160 244V245H161ZM165 244V243H164ZM144 245H146V244H144ZM166 245V244H165ZM168 245V244H167ZM114 246H112V247H114ZM140 246V245H139ZM158 247H159V244L157 245ZM156 246V247H157ZM162 246H163V244H162ZM117 247V246H116ZM134 247H136V246H134ZM133 247V248H134ZM145 247V246H144ZM148 247H149V244H148ZM157 247V248H158ZM175 247V246H174ZM26 248V247H25ZM115 248V247H114ZM118 248V247H117ZM129 248V247H128ZM131 248V247H130ZM133 248H132V250H133ZM27 249V250H28ZM135 249V248H134ZM138 249H140V248H138ZM171 249V248H170ZM136 250V249H135ZM135 250H134V252H135ZM144 250H146V249H144ZM82 251V250H81ZM127 251V250H126ZM140 251H141V249H140ZM139 251V252H140ZM146 251H148V249L146 250ZM149 252V251H148ZM141 253V252H140ZM143 253V252H142ZM146 253V252H145ZM164 253H165V251H164ZM144 254V253H143ZM162 254H163V251L161 250V251H158V252H156V254H154V255H158L159 257L158 258H160V255L162 256ZM133 255V254H132ZM137 255H138V253H137ZM145 255V254H144ZM143 255V256H144ZM164 255V254H163ZM131 258H132V256H130ZM129 257V258H130ZM139 257V256H138ZM137 257V258H138ZM149 257V256H148ZM151 258V257H150ZM153 258V257H152ZM156 259V258H155ZM161 259V258H160ZM151 260V259H150ZM152 262H153V259L151 260ZM137 262V261H136Z\"/></svg>", "mask_w": 264, "mask_h": 264}]
</instances>
